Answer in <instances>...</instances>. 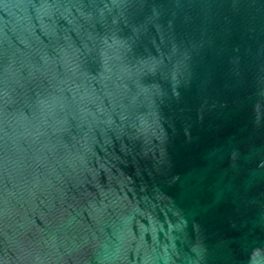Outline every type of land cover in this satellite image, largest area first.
<instances>
[{"label": "water", "instance_id": "water-1", "mask_svg": "<svg viewBox=\"0 0 264 264\" xmlns=\"http://www.w3.org/2000/svg\"><path fill=\"white\" fill-rule=\"evenodd\" d=\"M0 264H264V0H0Z\"/></svg>", "mask_w": 264, "mask_h": 264}]
</instances>
